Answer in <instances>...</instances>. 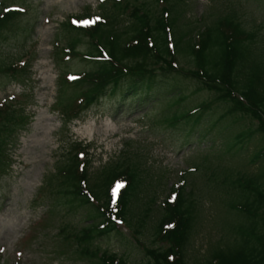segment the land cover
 Segmentation results:
<instances>
[{
  "label": "rangeland",
  "instance_id": "rangeland-1",
  "mask_svg": "<svg viewBox=\"0 0 264 264\" xmlns=\"http://www.w3.org/2000/svg\"><path fill=\"white\" fill-rule=\"evenodd\" d=\"M102 1L0 0V3L24 13H21L23 16L13 27L14 31L8 34L7 40L0 42V55L18 57L22 55V50H26L23 62L33 63L26 89L11 83L8 78L0 77V102L5 97L17 98L23 93L29 98L25 112L32 117V122L19 134L16 145L10 149L11 167L8 174L0 178V264H98L93 259L80 256L73 243L58 235L64 225H68L70 230H73L71 227L87 225L82 214L84 211L73 210L66 214L68 209L62 205L57 206L54 215L49 217L46 206H31L43 178L54 172L53 166L59 159L57 156L69 150V141L88 147V159L92 161L93 170H98L108 161H117L122 150L140 155V171L144 173L142 178L145 185H141L131 199L129 214L133 223L149 217L145 220V228L139 227L135 232L118 226L116 232L97 243L101 251L123 256L127 264L140 263L144 248L159 247L157 243L152 245L150 231L154 221L152 218L159 214L160 205L157 203H161L170 188L185 176L186 166L196 154L197 158L208 154L222 158L219 164L210 159L211 168L203 172V177L191 180L197 187L201 186L200 182L210 180L213 174L216 175L215 179L221 180L222 185L225 176L234 179L237 174H251L252 170L259 168L248 165L252 155L264 145L258 136L254 134L248 141L240 143L232 141L237 135L253 132L255 123L247 118L220 120L226 105L210 107L199 125L192 127L196 128L194 130L189 126L170 128L158 123L164 115L169 116L176 109L192 110L196 105L213 99L211 94L200 92L193 82L180 78L174 81L168 79L160 87L164 92L173 89V92L175 90L185 97V101L176 108L168 104L171 110L167 113L168 105L163 97L156 101L151 99V104L135 106L128 103L123 107L104 99L90 110L82 122L61 127L57 114L52 112L57 79V70L51 61L53 38L58 26L67 18L82 16L87 12L93 18L99 16ZM136 2H144L157 12L165 7V4L154 0ZM169 3L173 7L170 9L172 16L178 14L176 25L179 29L176 33L181 38H187L188 42L196 38L204 26H210L233 13L246 31L255 34L254 48L264 53V0H170ZM87 49V42L82 40L78 51L83 53ZM187 62L179 59L182 68L192 69ZM67 64V72L73 75L87 70L86 64L79 59ZM187 132L194 135L188 146L184 138ZM228 144L234 145V152H231L235 154L227 155L223 146ZM219 147L220 150H217ZM199 166L208 168L206 163ZM211 182L214 179L206 183ZM218 193L224 198L222 189ZM212 195L213 202L194 191L193 199L199 211L187 252L189 264L204 261L211 248L221 243L222 239L225 241V232H221L220 223L225 209L220 203L219 194ZM154 197L155 206L149 202ZM215 217L218 223L214 222Z\"/></svg>",
  "mask_w": 264,
  "mask_h": 264
},
{
  "label": "trees",
  "instance_id": "trees-1",
  "mask_svg": "<svg viewBox=\"0 0 264 264\" xmlns=\"http://www.w3.org/2000/svg\"><path fill=\"white\" fill-rule=\"evenodd\" d=\"M117 7L116 3L108 10L103 9V23L91 28L75 29L69 24L61 26L62 38L60 41L56 39V42L65 46L55 47L52 57L62 73L57 84V96L64 104L69 119L77 118L96 103L108 87L118 89L125 74L130 84L123 91L126 95H135L137 91L141 94L149 91L150 94L157 89L154 87L155 71L159 72L158 78L166 77L173 71L171 66L174 58L166 44L165 33L170 24H165L162 17L158 19L148 16L141 6L132 8L130 24L124 26L114 11ZM17 16L15 13L0 12V37L14 22L17 24ZM231 17L218 20L211 29L204 32L202 37L205 39L201 38L196 46H190L188 59L199 70L197 80L201 86L218 102L227 105L222 119L244 114L258 123L255 133L264 142V53L253 47L255 34L246 31L241 22ZM80 37L90 41L86 54L77 51ZM102 52L106 60H103ZM81 56L96 68L69 83L65 58ZM20 57L14 59L9 55H0V74L11 78L26 75V67L13 63L19 61ZM75 102L78 103L76 106ZM18 104V100H11L0 107V173L4 172L8 163V144L15 129L24 121L22 112L16 110ZM202 108L203 105H200L196 110ZM207 108L205 106L201 111ZM200 116L198 114L196 119L199 120ZM189 117L192 116H188L185 111L179 117L174 115L169 118L170 126L176 127ZM242 139V136L236 137L240 142ZM263 148L258 149L250 160L249 165L259 167L252 170L251 174H237L235 179L225 176L222 185L221 180L212 176L206 182L212 179L214 182H200L199 187L194 184V180L186 184L185 179H182L185 182L180 188L172 190L176 192V201L173 204L165 201L153 226L154 239L168 248L146 249L142 264H189L187 252L199 211L193 199L196 190L212 202V193L219 194L220 203L225 209L223 221L220 222L221 232H225L226 237L225 241L222 239L221 243L210 249L204 261L197 264H264V160L259 162L264 159ZM74 159V164L59 173L58 191L53 197L82 204L80 206L94 217L87 227L71 233L70 240L80 250V254L98 259L101 264H114L117 256H108L106 252L99 255V250L92 247L95 241L114 232L113 216L136 231L139 224L146 225L147 216L133 223L129 214L130 200L143 182L139 166L129 156H123L122 160L111 162L101 172L91 176L88 164L80 163L76 157ZM194 171L199 172L197 166ZM116 183H124L125 188L119 193V200L113 207L109 191ZM82 185L87 186V190L94 196L97 207L84 195ZM221 189L225 192L222 193L224 198L218 193ZM213 219L218 223L217 217ZM168 224H173L175 228L163 232V227ZM60 233L67 235L63 231ZM119 264H124L123 259L119 260Z\"/></svg>",
  "mask_w": 264,
  "mask_h": 264
},
{
  "label": "snow or ice",
  "instance_id": "snow-or-ice-1",
  "mask_svg": "<svg viewBox=\"0 0 264 264\" xmlns=\"http://www.w3.org/2000/svg\"><path fill=\"white\" fill-rule=\"evenodd\" d=\"M89 23V21H83L84 26H88ZM70 79H76V77H70Z\"/></svg>",
  "mask_w": 264,
  "mask_h": 264
}]
</instances>
